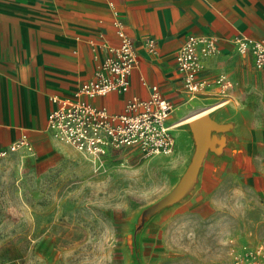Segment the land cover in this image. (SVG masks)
I'll list each match as a JSON object with an SVG mask.
<instances>
[{
    "label": "rangeland",
    "instance_id": "1",
    "mask_svg": "<svg viewBox=\"0 0 264 264\" xmlns=\"http://www.w3.org/2000/svg\"><path fill=\"white\" fill-rule=\"evenodd\" d=\"M219 67L233 88L178 116L173 154L124 148L98 164L59 143L1 161L0 264H232L264 245V75L237 53ZM199 114L220 116L213 148L220 137L253 151L250 171L222 176L209 199Z\"/></svg>",
    "mask_w": 264,
    "mask_h": 264
},
{
    "label": "crops",
    "instance_id": "2",
    "mask_svg": "<svg viewBox=\"0 0 264 264\" xmlns=\"http://www.w3.org/2000/svg\"><path fill=\"white\" fill-rule=\"evenodd\" d=\"M110 2L134 43L138 65L128 93L88 101L119 114L130 97L148 99L149 86L156 85L174 105L168 120L174 130L178 116L189 110L192 101L203 107L216 97L215 89L196 99L185 93L175 56L186 38L213 36L219 41L218 54L203 60L208 79L222 74L216 73L219 65L235 53L240 55L236 39L264 38V0H0V151L22 135L36 152L48 154L58 148L59 142L46 130L52 100L72 97L109 56L102 43H118ZM148 38L156 41V54L148 52ZM193 118L190 124L202 115ZM207 119L210 162L200 171L212 173L205 199L216 191L222 176H240L253 161L251 145L238 149L219 137L220 148H213L221 119L218 114Z\"/></svg>",
    "mask_w": 264,
    "mask_h": 264
},
{
    "label": "built area",
    "instance_id": "3",
    "mask_svg": "<svg viewBox=\"0 0 264 264\" xmlns=\"http://www.w3.org/2000/svg\"><path fill=\"white\" fill-rule=\"evenodd\" d=\"M109 4L119 41L116 45L102 43L109 56L97 66L94 77L82 83L72 97H55L52 100L54 108L48 115L46 130L59 143L98 164L103 163L113 151L124 148L135 149L145 158L173 154L177 143L168 120L174 105L163 96L158 86H149L148 99L130 97L123 113L119 114L110 113L105 107H96L88 101L114 92L128 93L130 77L138 65L134 43L114 4ZM234 42L237 52L251 56L254 68L264 75V38L240 37ZM145 46L148 52L157 53V43L153 38H148ZM218 52L217 38L190 35L176 53L175 62L182 73L184 90L189 98L196 99L213 89L226 96L233 88V82L225 73L214 79L204 77L203 60L216 56ZM21 151L30 155L37 153L25 135L0 151V162ZM232 264H264V245L255 249L244 247L235 253Z\"/></svg>",
    "mask_w": 264,
    "mask_h": 264
},
{
    "label": "water",
    "instance_id": "4",
    "mask_svg": "<svg viewBox=\"0 0 264 264\" xmlns=\"http://www.w3.org/2000/svg\"><path fill=\"white\" fill-rule=\"evenodd\" d=\"M193 125L195 127V131L200 145H207L209 133L208 131L210 126V122L208 121V119L206 117L199 118L193 122Z\"/></svg>",
    "mask_w": 264,
    "mask_h": 264
}]
</instances>
